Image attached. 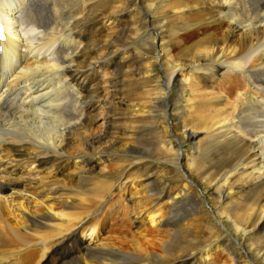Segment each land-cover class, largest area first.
Wrapping results in <instances>:
<instances>
[{
	"label": "bare ground",
	"instance_id": "1",
	"mask_svg": "<svg viewBox=\"0 0 264 264\" xmlns=\"http://www.w3.org/2000/svg\"><path fill=\"white\" fill-rule=\"evenodd\" d=\"M148 1L45 0L44 13L42 0H0V18L8 19L0 22V264H194L199 261L194 254L207 256L205 248L211 243L198 251L199 246L183 241L184 227L180 229L182 224L177 221L173 233L158 240L163 255L157 258L149 240L153 232L139 230L142 224L136 227L138 234L127 232L123 213L118 215L120 226L118 219H110L116 214L113 199L124 186L122 179L115 175L97 179L94 169L93 153L119 165L143 161L132 142L115 144L113 154L107 153L102 146L105 137L91 133L94 103L101 99L99 85L113 81L100 76L119 53L113 51L117 43L95 41L96 32L108 21L121 26L138 10L146 41L150 40L147 53L154 55L162 31L147 11ZM159 1L177 4L172 15L196 14L191 31L195 35L188 37L196 40L197 49L190 59L171 63L170 73L165 69L159 81L163 97L158 101H166L175 85L189 88L188 70L226 75L220 82L226 89H221L225 96L216 102L222 105L217 118L214 113L212 122L206 116L197 120L203 135L220 148L231 149L221 161L223 169L202 178L204 173L196 165L201 156L197 147L192 153L194 162L181 164L185 156L176 146L197 132L184 129L168 151L174 157L168 166V183H179L172 193L173 203L167 201L170 208L190 199L210 212L208 196H241L245 188L248 191L264 182V0ZM198 33L205 38H197ZM124 40L135 38L130 33L115 42ZM159 59L164 62L165 56ZM115 84L106 91L116 93ZM214 94L211 97L217 99L218 92ZM120 154L122 160L108 159ZM126 155L137 159L127 161ZM71 165L77 167L74 181ZM47 178L52 181L45 182ZM233 187L236 190L231 195L227 191ZM153 195L147 197L155 203L159 196ZM261 217L264 225V211ZM149 221L155 225L159 218ZM170 222L164 220L162 226ZM108 223L110 232L105 227ZM222 228L219 237L227 242L232 235ZM242 234L246 237L247 232ZM241 250L242 241L235 240L228 253L238 260L243 258ZM171 254L180 261H170Z\"/></svg>",
	"mask_w": 264,
	"mask_h": 264
},
{
	"label": "rangeland",
	"instance_id": "2",
	"mask_svg": "<svg viewBox=\"0 0 264 264\" xmlns=\"http://www.w3.org/2000/svg\"><path fill=\"white\" fill-rule=\"evenodd\" d=\"M42 3L45 13V0H42ZM147 5L149 6L147 11L155 17V24L162 31L161 40L154 48V55L147 53L150 40L146 41L147 32L142 26V16L138 10L132 12V15L127 17L126 22L121 23V26L119 24L111 25L108 21L107 26L101 27L97 32L96 28L99 24H94L92 27V31L96 32L95 41L117 43V45H113V51L116 53L119 51L120 54L115 56V61L109 66L108 71L100 76L101 78L110 77L116 83L112 88H116L117 91L116 93H112L111 90L106 91L112 83L114 84L113 81L109 85L106 83L99 85V90H97L101 99L94 103L97 108L93 112V133L91 134L105 137L102 146L107 149V153L111 152L112 154L111 147L113 145L132 142L138 152V155L135 154L143 159L131 166H128L129 164L124 161V164L119 165L93 153L96 162L94 169L99 176L97 179L105 180L110 175H115L124 183L123 188L116 192L113 199L112 209L116 214L112 215L110 219H118L119 224L118 215L123 213L127 222L125 226L127 232L138 234L139 230L143 229L153 232V236L151 235L149 240L153 241L155 245L154 254L156 257L163 255V251L158 248V240L168 238V235L176 229L177 221H179L183 225L180 229L184 227L182 228L183 241L189 242L193 247L199 246L198 251L211 243L208 248H205L209 251L207 256L204 254L200 256L199 252L194 254L199 260L194 264H245L246 261L251 264H264V225L261 223L262 211H264V182L255 185L248 191L245 188L242 190L241 196H229L228 199L225 196H208L207 202L212 209L211 213L201 207L203 204L190 202V199L183 200L182 206L173 208H170V204L167 203L168 200L173 203L172 199L175 198L172 193L176 191L179 184L171 179V183H168L171 176V169L168 166L174 161V157L168 151L175 140L182 136L184 129L197 133L194 138H188L185 143H180L181 147L176 146V150L182 151L185 156L180 161L181 164L194 162L193 156L196 155L192 156V153L197 147L201 156L198 157L199 159L196 158V165L198 171L204 173L202 178H205L207 174H213L217 169H223L221 161L231 149L229 146L220 148L206 135H203L197 120L206 116L212 122L214 113L217 118L222 105L216 102H220L221 97L224 98L225 95L221 89L225 91L226 87L220 82L226 78V75L221 71L194 74L192 70H188L185 74L189 72V75L187 74V79L190 81H188L189 88L184 89L175 85L170 95H166L169 97L166 101H158L163 97L159 81L161 77H164L165 69L170 73L172 71L171 63L180 64L184 59H190L189 56L196 52L197 48L194 47L196 40L188 37L195 35L191 31L196 22V14L191 12L184 16L172 15L177 4L170 6L159 0H150L146 3V7ZM136 9H139V5ZM102 18L110 19L104 16ZM198 26L199 24L195 27ZM130 33L131 37L135 38L133 43L126 40L122 43L115 42L118 36L126 38ZM200 33L196 35L197 38H205V35ZM149 49L151 50V47ZM160 55L165 56L164 62L159 59ZM96 66L92 67L93 70L97 68ZM179 80L181 79L179 78ZM219 83L222 86L217 85ZM194 84L196 86L191 90L190 88ZM216 91L218 92L217 99L211 97L215 96ZM189 117L195 120H189ZM100 155L107 156L103 153ZM131 156H125L126 159L128 158L127 161L137 159H132ZM112 157L115 160H122L121 154L116 158L111 155L108 159H113ZM70 173L74 181L77 176V167L71 165ZM52 179L55 180V177ZM193 179H195L194 175ZM44 181L52 180L47 178ZM232 186L235 187V184L233 183ZM234 187L227 192L233 195L236 190ZM149 191L151 194L148 193ZM153 194L159 196V200L155 203L152 202L153 199L147 197L154 196ZM171 194L172 196H170ZM108 208L106 211H109ZM156 216L159 221L155 225H151L149 218ZM167 219H170L171 222L163 227L162 221ZM140 224L143 227L138 230L136 227ZM172 224L174 227L171 226ZM222 226L232 235V239H228L227 242H223L219 237L223 232ZM105 227L110 232L111 224L108 223ZM242 231L247 232L246 237H243ZM110 237L111 235L108 233L107 244ZM235 240L242 241L241 253H243L241 256L243 255V258L239 256L238 260H234L228 253V249ZM179 242L180 240H177L176 243ZM130 248L132 249V247ZM171 255L173 258H170V261H180L176 259L175 255Z\"/></svg>",
	"mask_w": 264,
	"mask_h": 264
}]
</instances>
